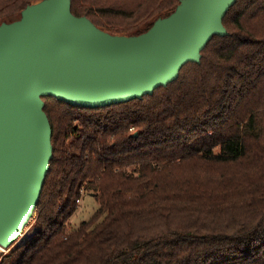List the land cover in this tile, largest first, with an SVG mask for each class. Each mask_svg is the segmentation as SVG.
Listing matches in <instances>:
<instances>
[{
    "label": "trees",
    "instance_id": "1",
    "mask_svg": "<svg viewBox=\"0 0 264 264\" xmlns=\"http://www.w3.org/2000/svg\"><path fill=\"white\" fill-rule=\"evenodd\" d=\"M35 1L0 0V23ZM178 2L71 11L138 35ZM222 22L227 35L151 95L97 108L42 98L52 158L34 232L0 264H264V0H236ZM83 194L97 208L68 230Z\"/></svg>",
    "mask_w": 264,
    "mask_h": 264
},
{
    "label": "water",
    "instance_id": "2",
    "mask_svg": "<svg viewBox=\"0 0 264 264\" xmlns=\"http://www.w3.org/2000/svg\"><path fill=\"white\" fill-rule=\"evenodd\" d=\"M236 0H179L138 35L113 34L71 11V0H38L0 23V247L22 234L52 158L43 97L97 108L139 99L199 63ZM136 136V133H134Z\"/></svg>",
    "mask_w": 264,
    "mask_h": 264
},
{
    "label": "rangeland",
    "instance_id": "3",
    "mask_svg": "<svg viewBox=\"0 0 264 264\" xmlns=\"http://www.w3.org/2000/svg\"><path fill=\"white\" fill-rule=\"evenodd\" d=\"M96 208H97V203L92 197V195L83 194L75 212L69 219L67 229L68 230L76 229L81 222L86 221L91 217V215L93 214ZM33 232H34V228L32 227V223H31L23 230L22 234L19 236L16 243L22 242ZM6 252L7 250L0 249V254H4Z\"/></svg>",
    "mask_w": 264,
    "mask_h": 264
},
{
    "label": "bare ground",
    "instance_id": "4",
    "mask_svg": "<svg viewBox=\"0 0 264 264\" xmlns=\"http://www.w3.org/2000/svg\"><path fill=\"white\" fill-rule=\"evenodd\" d=\"M0 249H1V247H0Z\"/></svg>",
    "mask_w": 264,
    "mask_h": 264
},
{
    "label": "built area",
    "instance_id": "5",
    "mask_svg": "<svg viewBox=\"0 0 264 264\" xmlns=\"http://www.w3.org/2000/svg\"><path fill=\"white\" fill-rule=\"evenodd\" d=\"M78 202H80V201H78Z\"/></svg>",
    "mask_w": 264,
    "mask_h": 264
}]
</instances>
